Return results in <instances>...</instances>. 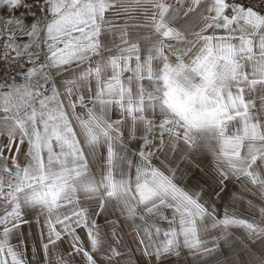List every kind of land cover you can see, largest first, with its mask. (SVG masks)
Instances as JSON below:
<instances>
[{
  "label": "snow or ice",
  "instance_id": "1",
  "mask_svg": "<svg viewBox=\"0 0 264 264\" xmlns=\"http://www.w3.org/2000/svg\"><path fill=\"white\" fill-rule=\"evenodd\" d=\"M0 264H264V0H0Z\"/></svg>",
  "mask_w": 264,
  "mask_h": 264
}]
</instances>
